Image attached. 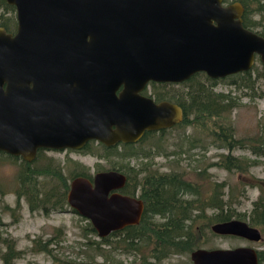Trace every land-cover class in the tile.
Returning a JSON list of instances; mask_svg holds the SVG:
<instances>
[{"label":"water","instance_id":"obj_1","mask_svg":"<svg viewBox=\"0 0 264 264\" xmlns=\"http://www.w3.org/2000/svg\"><path fill=\"white\" fill-rule=\"evenodd\" d=\"M16 29L0 26V151L32 161L38 149H82L134 143L146 132L179 124L178 103L154 102L149 81L179 83L197 72L223 78L264 71V36L246 28L239 1L5 0ZM126 176L98 171L69 182V207L100 238L135 225L144 211L136 195L110 192ZM211 230L254 243L247 220L215 222ZM193 264H259L257 249L197 248ZM62 264H88L84 262Z\"/></svg>","mask_w":264,"mask_h":264},{"label":"rangeland","instance_id":"obj_2","mask_svg":"<svg viewBox=\"0 0 264 264\" xmlns=\"http://www.w3.org/2000/svg\"><path fill=\"white\" fill-rule=\"evenodd\" d=\"M248 8V17L253 21L251 22L253 29L263 30L264 27L258 24V22L264 23L263 0H250ZM12 15L16 19L15 11L12 12ZM255 63L259 68H262L259 61H255ZM261 87L264 89L263 81ZM215 90L230 93L240 102V105L230 114L236 137L253 136L260 132L257 125L259 122L264 124V97H258L257 93L249 96V89L238 90L228 79L219 81ZM206 132L202 127L190 124L154 132L146 135L138 143L121 145L110 150L95 141L92 144L89 143L90 151L84 148L79 149H84L82 152L68 149L45 150L44 159L36 162V166L32 167H46L48 158H51L60 163L62 173L68 183L71 177L78 176L81 171L94 174L97 171L118 168L122 169L126 175L130 174L125 172L124 165L133 166L135 169L142 166L144 171L138 175V179L148 170H154L156 173L182 172L183 178L196 186L213 188V196H216L218 200L220 199V190H222L219 184L225 182L226 185L221 192H228L234 188L233 194L237 196L232 208L241 213H249L252 202L259 194L253 184L257 182L256 179H264V156L255 157L247 147L234 148L232 151L221 148L220 143L213 140V137L208 136ZM192 138L198 140L194 143L191 141ZM135 153L137 154L132 155ZM228 153L233 156L256 158L259 163L250 167L246 173H241L238 170L228 171L216 164L220 154ZM19 168L20 160L12 162L9 159L0 158V188L4 193L0 198V264H4L3 255L7 251L8 243L14 245L16 250L22 251L13 264L71 262L139 264V259L147 256L145 249L141 253L125 250L123 246H119L122 241H119V237L115 236L108 237L109 245H99L98 243L103 238H100L96 232H90L88 230L89 221L70 207L63 211L51 212L48 215L37 210L30 211L25 198L18 199L15 194L18 186ZM42 178L43 176L40 179ZM47 181L46 178L42 183ZM238 198L239 202L237 203ZM212 211L210 208L206 214H211ZM157 220L162 219L157 218ZM196 221L201 227L196 226L195 230L201 233L204 243L201 247L205 249L251 246L264 250V245L259 242L254 243L253 246L247 240L239 237L215 235L209 224L201 219ZM51 237L53 241L49 245L51 249L49 253L30 250L32 240L38 242ZM143 241L147 243L145 238ZM87 242L92 243L85 246L84 244ZM104 256H107L108 260H105ZM158 260L153 264H193L189 254H173ZM148 261L151 260L148 259Z\"/></svg>","mask_w":264,"mask_h":264},{"label":"trees","instance_id":"obj_3","mask_svg":"<svg viewBox=\"0 0 264 264\" xmlns=\"http://www.w3.org/2000/svg\"><path fill=\"white\" fill-rule=\"evenodd\" d=\"M229 1L224 0V2ZM239 1L243 4L246 12L243 16L244 25L251 28L248 17L250 0ZM13 11H15L14 6L7 4L5 0H0V26L12 32L17 24L12 15ZM260 34L264 36V32H260ZM255 61H259L258 58ZM253 75L255 76L253 77ZM227 79L238 90L249 89V96L257 93L258 97H264V89L261 87V82L264 83V71L256 63L248 71L238 72L225 78H210L204 72H197L186 81L176 83L175 85L178 87L175 90L176 93L170 92L174 85L171 83L167 84V88L171 89L166 90L161 87L162 89L159 90L153 89V92L156 99H166L182 106L184 110L183 120L174 127L193 124V126L202 127L203 130H206L207 135L218 141L221 148L232 151L234 148L247 147L255 157L264 156L263 123H258L260 132L253 136H235L230 114L240 105V102L230 93L215 90L219 81ZM152 133L154 131L146 132L144 137ZM197 140V138L191 139L194 143ZM90 143L92 144V142ZM88 145L89 142L83 148L90 151ZM124 145L126 146V144ZM104 147L110 150L117 146ZM43 150L42 148L38 149L36 157L32 161H25L20 156H13L3 151H0V158L9 159L12 162L20 160L18 186L15 191L17 198H25L30 211L37 210L48 215L54 211L66 210L69 207L66 200L69 183L62 173L60 163L51 158H48L46 167H32L36 166V162L44 159ZM258 163L256 158L233 156L229 153L220 154L216 161V164L228 171L238 170L241 173L248 172L250 167ZM114 169L123 173L122 169L113 168L111 170ZM124 170L130 173L128 174V184L131 185L130 191H138V196L144 203V211L139 224L128 226L123 231V236L119 239L122 243L119 246H123L129 252L141 253L142 250H147V256L141 257L139 264H153V262L159 261L158 259L161 260L173 254L190 255L191 251L200 248L204 243L201 233L195 230L196 226L201 227L196 221L200 219L209 224V227L214 222L233 218L246 219L250 225L260 229L262 239L259 243L264 245V179H256L257 182L253 185L258 189L259 194L252 202L249 213H241L232 208V204L237 198L233 194L234 188L228 192H221L226 185L225 182L219 184L222 190H220V199L218 200L216 196H213V188L196 186L185 180L182 172L156 173L154 170H148L138 179V175L144 171L142 166L135 169L133 166L124 165ZM82 174L88 176L84 171L78 173V176ZM42 176L43 178L40 179ZM46 178L48 181L42 183ZM2 195L4 193L0 188V198ZM238 202L239 198L237 199ZM210 208L213 210L212 213L206 214ZM157 218L162 220H157ZM88 226L90 232H95L90 222H88ZM143 238L147 240V243L143 241ZM52 241V237L38 242L32 240L30 250L49 253L51 251L49 245ZM91 243L87 242L84 245L89 246ZM98 244L109 245L108 237L101 239ZM21 253V250H16L14 245L8 243L7 251L3 255L4 264H13V261ZM257 253L259 264H264V250L257 249ZM104 259L108 260L107 256H104Z\"/></svg>","mask_w":264,"mask_h":264},{"label":"flooded vegetation","instance_id":"obj_4","mask_svg":"<svg viewBox=\"0 0 264 264\" xmlns=\"http://www.w3.org/2000/svg\"><path fill=\"white\" fill-rule=\"evenodd\" d=\"M224 1V0H223ZM232 1H239V0H230L229 2H232ZM264 1V0H263ZM229 2H224V3H229ZM240 2V1H239ZM242 4V3H241ZM243 5V4H242ZM244 14H246V12H245V9H244V12H243V15H242V20H243V25H244V19H243V16H244ZM252 17V16H251ZM263 20H264V17H263ZM17 22V21H16ZM250 22H253L252 21V19L250 18ZM258 24L259 25H262V27H264V23H262V22H258ZM245 26V25H244ZM246 27V26H245ZM246 28H248V27H246ZM16 29V28H15ZM248 29H250V30H252V31H254V32H256V33H258V34H260V32H264V28H263V30H261V31H259V30H255V29H253V24L251 23V28H248ZM15 31V30H14ZM13 31V32H14ZM12 32V31H11ZM261 35V34H260ZM255 63V62H254ZM229 76V75H228ZM227 77V76H226ZM223 78H225V77H223ZM189 79V78H188ZM215 79H218V78H215ZM186 81V80H185ZM182 82H184V81H182ZM168 83H171V82H157V81H149L148 83H147V85L145 86V88L141 91V93H142V95H144V96H149V97H151L153 100H154V102H160V101H162V100H166V99H156V96H155V93L153 92V89H155V90H159V89H162L161 87H164L166 90H168L169 88H167L168 87ZM179 83H181V82H179ZM171 84H174L173 85V89H171L170 90V92H172V93H176L175 92V90H177V88L175 89L174 87L176 86L175 84L176 83H171ZM167 92V91H166ZM165 93V92H164ZM166 101H169V100H166ZM169 102H171V101H169ZM172 103H174V102H172ZM184 111V110H183ZM176 126V125H175ZM174 126H172V127H170V128H164V129H161V130H157V131H154V132H158V131H165V130H168V129H171V128H173ZM145 135V134H144ZM143 137L144 136H142L138 141H136V142H134V143H131L132 145L133 144H135V143H138L139 141H141L142 139H143ZM90 142H94V140H92V141H90ZM89 142V143H90ZM95 142H97V141H95ZM124 145V144H130V143H118V144H116L115 146H119V145ZM45 150H52V149H44L43 151H45ZM64 150H67V149H64ZM68 150H72V149H68ZM79 151H81V150H79ZM98 172V171H97ZM96 172H94V174H95ZM94 174H88V176H86V175H83L82 174V176H86V177H88L91 181H92V178H93V175ZM125 176H126V182L124 183V185H122L121 187H118V188H115V189H112L110 192H118V193H121V194H126V195H136L138 198H139V196H138V191L137 192H132V191H130V184H128V175H126L125 173H123ZM72 178H74V177H72ZM71 178V179H72ZM215 223V222H214ZM139 224V223H138ZM135 225H137V224H135ZM212 225V224H211ZM211 225H210V227H211ZM128 226H134V225H131V224H129V225H125L124 227H122V228H120V229H115V230H112L108 235H107V237H111V236H115V237H119L118 239H120L122 236H123V231H125L126 229H127V227ZM215 235H217V234H215ZM224 236H226V235H224ZM108 238V239H109ZM247 242H249L250 244H252L253 246H254V242H251V241H248L247 240ZM200 248H204V247H200ZM219 248V247H218ZM207 249H212V248H207ZM190 259H191V257H190ZM192 261V260H191Z\"/></svg>","mask_w":264,"mask_h":264}]
</instances>
